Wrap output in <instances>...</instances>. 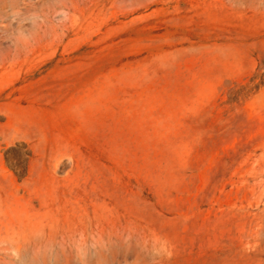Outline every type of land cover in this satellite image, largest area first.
<instances>
[{
    "label": "rangeland",
    "instance_id": "374dc122",
    "mask_svg": "<svg viewBox=\"0 0 264 264\" xmlns=\"http://www.w3.org/2000/svg\"><path fill=\"white\" fill-rule=\"evenodd\" d=\"M0 264H264V0H0Z\"/></svg>",
    "mask_w": 264,
    "mask_h": 264
}]
</instances>
